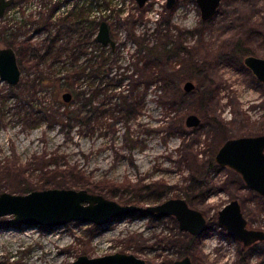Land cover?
Here are the masks:
<instances>
[{"label": "rangeland", "instance_id": "rangeland-1", "mask_svg": "<svg viewBox=\"0 0 264 264\" xmlns=\"http://www.w3.org/2000/svg\"><path fill=\"white\" fill-rule=\"evenodd\" d=\"M61 1L63 13L58 15L80 11L88 2L99 6V18L108 21L124 57L135 49L129 36L132 32L148 33L152 43L170 35L183 48L157 66V74L167 82L164 98L159 102L156 94L164 82L153 83L146 90L141 115L125 125L117 122L94 133L79 126L68 131L48 120L37 123L36 114L22 121L19 109L24 114L38 107L26 104L18 108L16 97L5 104L0 100V193L87 189L128 204L137 203L151 191H165L161 201L186 199L191 184H199L198 191L208 193L207 197L200 199L198 191H193L198 206L188 203L204 213L207 228L196 239L194 236L190 253H186L191 234L180 229L173 216L142 212L104 226L71 220L48 227L24 225L15 222L13 215H5L0 217V264H72L83 254L96 257L115 252L133 253L149 264H174L186 255L193 264H264L263 241L244 247L218 223L219 210L238 199L248 227L264 230V196L249 189L234 169L215 161L226 139L264 134V83L244 64L247 55L264 57V0H222L216 15L206 21L196 0H176L172 8L166 6L167 0H148L142 8L136 0H109L107 9L103 0ZM50 5L51 0L14 3L0 24H24L26 20V28L33 29L36 24L30 15L36 19ZM127 19L131 20L126 23ZM157 28L159 33H152ZM0 46L4 44L0 42ZM188 80L195 84L191 91L184 89ZM0 89L10 91L1 80ZM37 97L58 109L51 91L38 92ZM30 98L22 99L28 103ZM190 114L201 117V124L188 127ZM53 155L61 168L77 165L83 177L61 176L54 182L42 172L55 167L44 166ZM45 177L51 179L43 181ZM151 184L149 191L141 188ZM26 230L31 233L29 239L24 236ZM11 233L13 238L6 237Z\"/></svg>", "mask_w": 264, "mask_h": 264}, {"label": "trees", "instance_id": "trees-1", "mask_svg": "<svg viewBox=\"0 0 264 264\" xmlns=\"http://www.w3.org/2000/svg\"><path fill=\"white\" fill-rule=\"evenodd\" d=\"M24 1L26 0H15V3ZM52 1L43 12L40 11V17L35 19L33 14L30 15V21L36 24L33 29L26 28L28 22L0 24V42L15 49L22 70L21 81L17 85L8 84L9 92L0 89V100L5 104L9 98L16 97L20 102L18 108L26 104L38 107L34 111L29 108L24 114L19 109L17 113L22 121L27 122L32 119V114H36L38 117L35 116L34 119H37V123L48 120L50 124H59L68 131L79 126L85 128L87 133H94L104 126L111 128L117 122H123L125 125L137 119L145 106L146 90L153 83L164 82L156 91L159 102L164 98L167 82L157 74V66L165 58H170L174 51L182 50L183 47L179 46L177 40L167 35L163 41L160 39L152 43L148 33L137 35L132 32L129 36L135 49L131 56L124 57L118 41L113 49L101 44L96 38L102 20L93 12L99 6L88 2L87 7H82L80 11L73 9L74 11H68L66 15H58L62 1ZM103 2L106 9L110 7L109 0ZM130 20L127 19L126 23ZM160 30L154 29L152 33H159ZM28 32L31 33L27 34ZM142 85L146 89L142 90ZM46 91H51L54 104H59L58 109L37 97L38 92ZM23 92H26L25 95ZM66 92L71 93L69 102L63 101V94ZM27 96L32 100L30 98L28 103L23 102L22 98ZM129 127L127 126L128 135L131 134ZM124 134L127 135V132ZM50 164L55 167L42 172L52 176L54 182L61 176L75 180L83 177V172L77 165L61 168L58 158L54 155L44 166ZM51 178L45 177L43 181H49ZM153 185H142L141 188L149 191ZM129 186L135 185L129 183ZM199 188V184H191L186 191L187 201L195 207L198 203L192 192H197ZM152 194H155L154 198L149 197ZM165 194V191H151L148 196L138 198L137 203L158 202ZM197 195L200 199H205L208 193L198 191ZM193 240L194 235H190L186 253H190Z\"/></svg>", "mask_w": 264, "mask_h": 264}, {"label": "water", "instance_id": "water-1", "mask_svg": "<svg viewBox=\"0 0 264 264\" xmlns=\"http://www.w3.org/2000/svg\"><path fill=\"white\" fill-rule=\"evenodd\" d=\"M143 7L148 0H136ZM15 0H0V19ZM176 0H167L166 6L172 8ZM202 20L214 17L222 0H196ZM97 40L113 49L116 41L111 35L109 23L102 20L96 35ZM244 64L264 83V57L247 55ZM22 70L18 56L11 46H0V80L9 85L21 81ZM195 84L188 80L184 84L186 91L194 89ZM65 102L71 100V93L63 94ZM201 124V117L190 114L186 118L188 127ZM217 164L230 167L238 172L246 186L264 196V134L241 136L226 139L215 155ZM156 214L160 217L173 216L182 230L191 235H202L207 228L204 213L188 203L185 198H169L156 204L141 205L137 203L122 204L109 199L103 194L87 189L46 188L32 190L26 194L8 191L0 193V217L13 215L14 221L24 225H45L60 227L71 220L104 226L111 220L127 217L131 214ZM218 223L225 228L235 240L245 247L264 240V230L248 227V221L238 199H232L218 212ZM72 264H149L145 259L133 253L115 252L102 256L90 257L80 255ZM160 264H166L162 262ZM174 264H193L190 256Z\"/></svg>", "mask_w": 264, "mask_h": 264}, {"label": "bare ground", "instance_id": "bare-ground-1", "mask_svg": "<svg viewBox=\"0 0 264 264\" xmlns=\"http://www.w3.org/2000/svg\"><path fill=\"white\" fill-rule=\"evenodd\" d=\"M31 230H32V229H31ZM26 232H27V233H25L24 236H25L26 238H28L27 236H30L31 233H28V230H26ZM12 233H13V232H12ZM12 233H11V234H12ZM11 234H9V235L6 236V237L13 238V237H14L13 234H15V233H13L12 235H11ZM32 235H33V234H32ZM18 236H20V234H19ZM18 236H17V237H18ZM4 237H5V236H4ZM15 237H16V236H15ZM34 237H35V236H34ZM2 238H3V237H2ZM21 238H22V237H21ZM26 238H25V240H26ZM15 239H16V238H15ZM15 239H13V240H15ZM28 239H29V238H28ZM1 240H2V239H1ZM1 240H0V241H1ZM21 240H24V239H21ZM3 241H4V239H3ZM3 241H2V242H3ZM17 241H18V240H17ZM2 259H3V258H2ZM1 261H3V260H1ZM12 264H13V263H12Z\"/></svg>", "mask_w": 264, "mask_h": 264}, {"label": "flooded vegetation", "instance_id": "flooded-vegetation-1", "mask_svg": "<svg viewBox=\"0 0 264 264\" xmlns=\"http://www.w3.org/2000/svg\"><path fill=\"white\" fill-rule=\"evenodd\" d=\"M14 3H15V2H14ZM14 3H13V4H14ZM13 4H12V5H13ZM12 5H11V6H12ZM8 10H10V7L6 10V13H5L4 17H2L1 19H3V18L6 17ZM59 12H61V8H59V10L57 11V14H58ZM21 18H22V17H21ZM10 22H11V21H10ZM25 22H26V20H25ZM107 22H108V21H107ZM11 23H12V22H11ZM7 24H8V23H7ZM109 26H110V25H109ZM242 210H243V209H242ZM259 242H260V241H259ZM263 242H264V240H263ZM244 247H245V246H244Z\"/></svg>", "mask_w": 264, "mask_h": 264}, {"label": "built area", "instance_id": "built-area-1", "mask_svg": "<svg viewBox=\"0 0 264 264\" xmlns=\"http://www.w3.org/2000/svg\"><path fill=\"white\" fill-rule=\"evenodd\" d=\"M87 4H88V3H87ZM120 10H121V9H120ZM9 11H10V10H8V12H9ZM110 11H111V10H110ZM8 12H7V13H8ZM94 12H95V15H97L98 17L101 16V15H100L101 13H100V11H98V9L94 10ZM97 12H98L99 15L97 14ZM59 13H63V12L61 11V12H59Z\"/></svg>", "mask_w": 264, "mask_h": 264}]
</instances>
